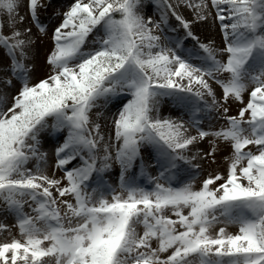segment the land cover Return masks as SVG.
<instances>
[{"label": "snow or ice", "instance_id": "snow-or-ice-1", "mask_svg": "<svg viewBox=\"0 0 264 264\" xmlns=\"http://www.w3.org/2000/svg\"><path fill=\"white\" fill-rule=\"evenodd\" d=\"M0 213V264H264V0H0Z\"/></svg>", "mask_w": 264, "mask_h": 264}, {"label": "rangeland", "instance_id": "rangeland-1", "mask_svg": "<svg viewBox=\"0 0 264 264\" xmlns=\"http://www.w3.org/2000/svg\"><path fill=\"white\" fill-rule=\"evenodd\" d=\"M51 12V9L48 10V12H44L43 10L41 11V17L43 18L44 16L48 15L49 13ZM33 31H35V28L33 29ZM43 43L42 44H39L38 46V52H39V55H40V60L39 62L37 63V74L40 75L42 74L44 71H46V69L43 67L44 66V63H45V52L46 50L48 49V47L50 46V41L47 37H43ZM214 87H216L214 85ZM217 91L219 92V89L217 88ZM236 112V105L235 104H232L231 105V111H230V114H235ZM111 114V112H109ZM93 116H94V113H93ZM108 129V127H107ZM108 132H109V129H108ZM193 134L195 133V129H193ZM201 148H204V149H207L208 145H207V142L205 141L203 144L200 145ZM227 153L226 152H219L217 153V163L216 164H212L207 170L211 171L212 169H215V168H220L221 171H223L225 169V164H224V161H223V156L226 155ZM207 167V166H206ZM57 175H60V173H57ZM27 211V209H26ZM15 221H14V218H12L11 221L7 222L6 224L8 225H14ZM231 230H235V228H232ZM13 234H18V229L14 228L13 227Z\"/></svg>", "mask_w": 264, "mask_h": 264}, {"label": "bare ground", "instance_id": "bare-ground-1", "mask_svg": "<svg viewBox=\"0 0 264 264\" xmlns=\"http://www.w3.org/2000/svg\"><path fill=\"white\" fill-rule=\"evenodd\" d=\"M149 2L151 3V0H149ZM172 2L174 3L175 0H172ZM147 11H148V14H152L155 11L154 6L153 7H149ZM181 11L183 12V14L185 16H189L191 10L181 9ZM198 32H200L199 29H198ZM200 34L201 35H204V36H208L209 38H212L213 36H216L215 33H211V32H200ZM216 40H217V43H218L219 42V37L218 36H216ZM39 60H40V55H39V52H38V58H37L36 63H38ZM162 110H163V114L164 115H168L169 114V104H168L167 101H165V103L162 105ZM113 111H115V108H113ZM171 114L172 115H177V113L174 110L171 111ZM111 115H112V112H111V114L109 112L107 113V116L109 118L111 117ZM100 123L102 125H104L106 123V121L105 120H101ZM102 130H103V132L105 134V137L107 138V136H108V129H107V127H103ZM192 131H193V129H192ZM153 174H155V173H153ZM12 218H13L12 216L5 217V215L3 213H0V222L7 223V222L11 221Z\"/></svg>", "mask_w": 264, "mask_h": 264}]
</instances>
